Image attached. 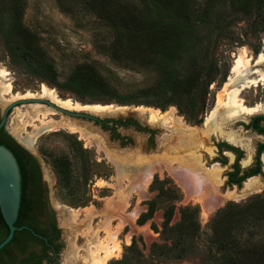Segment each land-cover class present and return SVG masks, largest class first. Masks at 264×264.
<instances>
[{
    "label": "rangeland",
    "instance_id": "374dc122",
    "mask_svg": "<svg viewBox=\"0 0 264 264\" xmlns=\"http://www.w3.org/2000/svg\"><path fill=\"white\" fill-rule=\"evenodd\" d=\"M10 1L0 0V71L6 73V77L0 78V107L3 111L16 102L33 99L56 106V100L71 101L73 108L77 105L112 106L115 109H127L122 114H129L126 119H112L114 122L124 124L132 121L141 128L115 125L114 122L104 128L94 122L66 117L44 103L25 104L11 111L7 130L40 163L50 204L55 211L64 242L60 264L88 262L90 253L86 249L93 243L88 242L85 235L90 229L93 234L98 235L101 243L110 241L109 238L113 235L117 236L114 244L121 251L107 264L122 261L134 240L138 242L143 257L129 256L130 264H157L159 260L155 258L153 261L151 257L152 247L154 244L163 245L164 242L160 234L153 231V226L162 231L163 210L156 212L153 219L144 226L138 225L140 217L148 211L147 204L157 197V192L151 190L156 178L168 179L179 189L181 201L178 209H199L200 224L204 232L209 231L214 215L227 204L242 203L264 194V175L247 181L241 189L225 187L226 174L235 161L232 154H225L229 160L227 167L214 163L218 158L216 144L227 141L245 152V159L241 162L243 168L252 164L257 146L264 144V137L247 130L246 126L252 118L264 115V110L228 121L226 110L221 109L214 121L210 122V128L205 125L219 99L227 100L229 93L236 89L227 88L226 85L234 77L232 72L238 59H242L244 63L251 60L250 68L260 72L259 75L249 76L247 81L237 86L240 89L247 87L239 100L248 108L264 106V81H261L264 63L258 65V61L264 57V22L260 16H235L229 10L226 11L229 18L226 36L221 40H209L212 62L220 72L217 81L210 85L205 108L200 116L203 123L195 125L187 122L185 113L176 107L161 110L147 106L120 105L110 98L78 99L42 81L18 56L11 55L14 43H10V32L14 29V21L11 20ZM98 1L101 0H21L23 27L31 33L37 46L55 66L58 84H63L82 65L94 67L124 97L160 84L163 73L159 70L157 61L139 57L130 49L128 42H124L119 49L112 47L115 35L100 18L97 10L89 6ZM111 1L137 4L135 0ZM210 1L193 0L194 9L202 10ZM111 10L115 11V7ZM253 80L258 82V87L248 84ZM7 85L12 86L10 95L4 93ZM43 87L53 94L43 95ZM140 109L156 110L162 114L175 109V119L169 124L163 121L152 123L146 115H130ZM46 114L50 122L70 121L76 128L89 134L93 145L87 146L79 135L64 129H55L38 136L31 146L23 143L22 138L34 135L42 127L35 117ZM147 127L155 135L143 131ZM114 131L128 139L126 146H122L114 138ZM58 160H67L70 164L72 178L64 185L60 184L56 171ZM262 163L264 169V156ZM252 181L257 184L256 189L246 191V184ZM216 195L220 203L210 219H207L203 215L200 198L210 200ZM74 214L81 215L82 223H73ZM180 221L181 216L177 210L172 226ZM259 232L264 237V227ZM206 256L205 248L201 245L189 258L163 264H211Z\"/></svg>",
    "mask_w": 264,
    "mask_h": 264
},
{
    "label": "trees",
    "instance_id": "16d2710c",
    "mask_svg": "<svg viewBox=\"0 0 264 264\" xmlns=\"http://www.w3.org/2000/svg\"><path fill=\"white\" fill-rule=\"evenodd\" d=\"M135 1L137 4L134 5L101 0L89 6L97 10L100 18L109 25L115 35L113 48L119 49L124 42H128L130 49L139 57L158 62V68L163 73V80L158 85L124 97L89 65L77 67L70 78L63 84H58L55 66L37 46L31 33L23 27L24 12L21 0L9 2L11 20L14 21V29L10 32V43H14L11 55L18 56L42 81L78 99L110 98L120 105L147 106L161 110L176 107L185 113L187 122L202 125L200 116L205 108L210 85L217 81L220 72L212 62L209 40H221L226 36L229 29L227 10L235 16L249 17L256 14L264 22V0H211L205 8L198 11L194 9L193 0ZM112 7H115V11L111 10ZM207 40L209 42L205 44ZM261 121L262 119L257 120V128L258 122ZM113 122L108 121L104 128ZM114 124L141 129L132 121ZM246 129L248 130L247 126ZM143 131L155 135V132L147 128H143ZM113 133L122 146L127 145L128 139L122 138L116 131ZM259 134L264 136V129H259ZM220 148L221 151L227 150L237 157L234 171L228 174L229 188L236 186L241 189L244 182L263 175L259 159L252 168L242 170L239 161L244 158V154L227 145H221ZM263 153L264 146H260L258 155ZM17 161L22 176V215L25 209H29L26 201L40 197L39 189L31 186V181L39 184L40 180L37 174L36 177L28 175L21 160L17 158ZM215 162L223 166L228 165L225 158L222 162ZM56 171L61 185L67 184L72 178L67 160H58ZM151 190L157 192V197L147 204L148 211L140 217L138 225L144 226L153 219L156 212L163 210L162 231L153 226V231L160 234L164 242L163 245L154 244L152 247L151 257L153 261L155 258L159 260L157 264L185 260L194 255L201 245L205 248L206 260L211 264H264V237L259 232L264 227V194L256 195L242 203L227 204L214 215L209 224V231L204 232L198 208H177L181 194L172 181L156 178ZM177 210L181 221L172 226ZM36 225L37 223L29 224L36 233H43V229ZM8 235L9 228L0 211V244ZM15 240L3 251L11 247ZM129 256L143 257L136 240L126 250L124 259L115 264H130Z\"/></svg>",
    "mask_w": 264,
    "mask_h": 264
},
{
    "label": "flooded vegetation",
    "instance_id": "af4514ba",
    "mask_svg": "<svg viewBox=\"0 0 264 264\" xmlns=\"http://www.w3.org/2000/svg\"><path fill=\"white\" fill-rule=\"evenodd\" d=\"M255 72L256 71L252 70V75H257ZM259 100H262V98H260ZM44 104L49 106L50 108H53L51 106V103L50 104L44 103ZM4 111L0 107V124L4 119ZM11 111H9L8 113L5 126L0 131V146L6 147L14 155H16L15 157L21 160V163L24 165L28 175L30 176L33 175L34 177H36V174L38 175L40 180L39 184H35L34 181H31V186L34 185L36 188L39 189L40 197L36 200L26 201V204L29 207V209H25L24 214L22 215L19 214L18 221L16 223V225L18 224V226L15 225L19 229L20 228H26V229L20 232H16L14 238L16 236L17 237L16 240L13 239L15 240L14 244L11 247H9L6 251L0 252V264H60L59 260H60L61 252L64 249V242L62 239V232L57 222L55 211L52 209L50 204L48 189H47V185L44 182L40 163L21 144H19L12 136V134H10L9 131L7 130V124L11 116ZM258 119H262L261 122H258L259 128L255 126L257 124L256 122ZM106 123L103 125V127L106 125ZM247 127L249 131H252L257 135L264 137L263 135L259 134V129H264V115L256 116L252 118L250 123L247 125ZM147 129L150 130L151 128L147 127ZM221 145H227L232 148L238 149L244 154V158L239 161V166L241 167L242 170H247L252 168L255 165L256 160L259 159L261 171L262 174L264 175V169L262 163V157L264 156V153L258 155L260 146H264V144H259L257 146L256 155L252 164L249 163L248 167L243 168L241 166V162L245 159V152L241 148H238L227 141L220 142L216 144L218 158L214 160V163H216L215 162L216 160H220L222 162L224 158L228 160L225 154H232L235 157L234 164L231 166L230 171L227 172L226 174L227 181L225 187L229 188L228 174L234 171L233 167L236 164L237 157L234 153H231L227 150L221 151L220 150ZM218 164H220L222 167L228 166V165L223 166L221 163ZM246 182H244L243 185ZM30 223H37L36 226L41 227L44 232L36 233L33 227L29 226ZM19 225H21V227H19Z\"/></svg>",
    "mask_w": 264,
    "mask_h": 264
},
{
    "label": "bare ground",
    "instance_id": "6f19581e",
    "mask_svg": "<svg viewBox=\"0 0 264 264\" xmlns=\"http://www.w3.org/2000/svg\"><path fill=\"white\" fill-rule=\"evenodd\" d=\"M264 63V57H261V59L258 61V65ZM251 67V60H248L246 63L243 62L242 59H238L234 65V69L232 72V77L229 81V83L226 85V87H233L236 88L235 90L231 91L228 95L227 100L223 101L222 99H219L217 107L212 111L211 115L206 121V126H211L210 122L214 121L216 114L221 111V109L226 110L227 113V120L231 119H237L238 117L242 115H253L255 113H258L260 110H264V106H258L256 108H248L245 106L243 101L239 100V96L241 95L242 91L247 87H243L242 89L237 88V86L242 85L245 81L248 80L249 76L252 75V69ZM259 75V71L255 72ZM6 77V73L0 71V78ZM264 81V75L262 76V80ZM249 85H252L253 87H258V82L256 80L249 81ZM12 86L7 85L4 88V93L6 95L12 94ZM43 95H49L53 94V92H50L46 87H43L42 89ZM18 97V96H17ZM16 98V97H15ZM221 98V97H220ZM56 104L61 107L62 109H68V110H74V111H82V112H88L93 113L97 115H116V114H122L123 112H126L127 109H115L112 106H75L72 107L71 101H55ZM141 115L147 116L148 120L152 123H156L159 121H163L166 124H169V122L174 118L175 115V109H172L170 113L168 114H162L160 111L151 110V109H140L137 110ZM145 116V117H146ZM27 118V117H25ZM37 121H40L42 124V127L38 130H36V133L34 135H28L27 138H22L23 143L31 146L36 142V139L38 136H42L43 134L52 132L55 129H64L71 134H76L80 136V140L85 142L87 146H92V140L89 134L83 132L82 130L76 128L73 123L70 121L67 122H61V123H54L53 121H48L47 114L43 115L42 117H35ZM247 164L249 161L246 162ZM257 184L252 182H248L245 186L246 191H250L253 189H256ZM212 197L210 200H204L203 198H200V201L202 202V209H203V215L207 219H210L212 214L216 211L218 208V205L220 203L219 197ZM222 202V201H221ZM92 214V213H91ZM89 215V217L91 216ZM73 223H79L81 221V215L80 214H74L73 216ZM82 223V222H80ZM109 230V229H108ZM87 239H89L88 242L93 243V245H88L86 251L90 253V258L87 261H85L86 264H107L108 261H110L112 258H115L116 253L120 252V248L118 245L114 244L116 242L117 236L113 235L111 236L110 241L101 243L99 242L98 235L93 234L92 230L90 229L88 234L85 235ZM92 239V241L90 240ZM129 240V239H128ZM130 243V240L128 241V244ZM113 245V247H112ZM78 248V247H77ZM84 250V249H82ZM85 251V250H84ZM78 260V258H77Z\"/></svg>",
    "mask_w": 264,
    "mask_h": 264
},
{
    "label": "water",
    "instance_id": "95a60500",
    "mask_svg": "<svg viewBox=\"0 0 264 264\" xmlns=\"http://www.w3.org/2000/svg\"><path fill=\"white\" fill-rule=\"evenodd\" d=\"M42 104L49 102L42 100H22L14 103L13 105L7 107L4 111V119L0 124V131L6 124L7 116L9 111L21 105L29 104ZM51 106L60 114L66 117L90 121L103 126L108 121H114L112 119H126L128 113L116 114V115H97L88 112H71L59 108L56 105L51 104ZM142 116L141 113L136 112L132 115ZM102 119H108L103 121ZM22 201V176L18 161L15 155L6 147L0 146V211L5 221V224L9 228L8 237L0 244V252L3 251L7 246L11 244L14 239L15 233L25 230L26 228H17L15 225L18 221V217L21 209Z\"/></svg>",
    "mask_w": 264,
    "mask_h": 264
}]
</instances>
